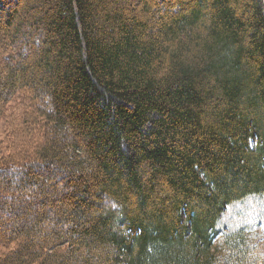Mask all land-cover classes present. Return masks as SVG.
<instances>
[{"label": "trees", "instance_id": "obj_1", "mask_svg": "<svg viewBox=\"0 0 264 264\" xmlns=\"http://www.w3.org/2000/svg\"><path fill=\"white\" fill-rule=\"evenodd\" d=\"M0 120V264H264V0H0Z\"/></svg>", "mask_w": 264, "mask_h": 264}, {"label": "rangeland", "instance_id": "obj_2", "mask_svg": "<svg viewBox=\"0 0 264 264\" xmlns=\"http://www.w3.org/2000/svg\"><path fill=\"white\" fill-rule=\"evenodd\" d=\"M7 131V123H6V120H0V156H1V141L3 140L4 136H5V133ZM251 206V205H249ZM255 207V205H254ZM245 220H247V218H245ZM236 221V220H234ZM260 228V232L262 233V231L264 230V226H261L259 227ZM264 242V240L262 241Z\"/></svg>", "mask_w": 264, "mask_h": 264}]
</instances>
